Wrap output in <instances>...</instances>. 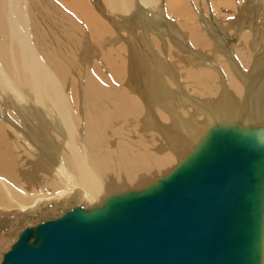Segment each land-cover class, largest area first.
Masks as SVG:
<instances>
[{
	"label": "bare ground",
	"instance_id": "1",
	"mask_svg": "<svg viewBox=\"0 0 264 264\" xmlns=\"http://www.w3.org/2000/svg\"><path fill=\"white\" fill-rule=\"evenodd\" d=\"M52 1L0 0V264H22L27 229L6 245L25 215L61 205L84 216L64 227L76 238L34 264H122L140 250L138 213L109 199L183 166L188 181L229 175L264 148V0H210L221 30L196 11L206 0H94L108 21L88 0H57L58 16ZM94 40L82 99L73 73ZM261 200L264 264V185Z\"/></svg>",
	"mask_w": 264,
	"mask_h": 264
},
{
	"label": "water",
	"instance_id": "2",
	"mask_svg": "<svg viewBox=\"0 0 264 264\" xmlns=\"http://www.w3.org/2000/svg\"><path fill=\"white\" fill-rule=\"evenodd\" d=\"M251 161H244L240 165L242 168H235L229 175L221 172L215 175V171L205 168L201 171L204 179L199 181L197 178L188 181L185 174L188 167H179L147 190L109 199L108 204L125 202L128 206L125 209L130 213L137 212L140 225L138 236L141 240L136 237L133 240L139 246V252H117L118 262L260 264L264 148ZM195 173L200 172L195 169ZM181 180H184L183 186ZM174 185L181 186L180 190L186 192L185 198ZM168 192L172 194L166 205L153 204L156 196ZM144 202L149 205L144 206ZM76 217H84L78 208L55 223L33 231L27 229L22 242V264H34L49 254L53 255L62 248L63 235L75 239L73 234H64L63 230ZM77 227L71 226L70 231L76 232ZM31 232L34 239L28 242Z\"/></svg>",
	"mask_w": 264,
	"mask_h": 264
},
{
	"label": "rangeland",
	"instance_id": "3",
	"mask_svg": "<svg viewBox=\"0 0 264 264\" xmlns=\"http://www.w3.org/2000/svg\"><path fill=\"white\" fill-rule=\"evenodd\" d=\"M91 4H92V6H93V8H94V10L96 11V13L102 18V20L105 18V21H108V20H106V13L104 14L103 13V9L102 8H99V5H98V3L96 2V1H94V0H88ZM52 2H54V4L53 5H51V6H48V8L55 14V15H57L58 16V13H57V11H56V9H55V5L56 6H58L64 13L66 12V8L62 5V4H60L57 0H53ZM51 2V3H52ZM204 4H205V8L206 9H204L203 10V7H200V8H195L196 9V11L200 14V13H204V12H207L209 15L210 14H213V12H212V3L210 2V0H206L205 2H204ZM210 5V6H209ZM207 6V7H206ZM208 6L210 7V9L208 8ZM200 11H199V10ZM203 10V11H202ZM69 14H71L70 12H69ZM206 16H207V14L206 13H204ZM171 16V15H170ZM214 16V15H213ZM212 15H210V20H213V21H211V23H212V25H213V27L216 29V28H218V30H221V28L220 27H223L224 28V26H220L221 25V21H217L216 19H214V17H213ZM108 17V16H107ZM173 20H175V19H177L176 17H171ZM104 21V20H103ZM217 22V23H216ZM218 26V27H217ZM222 28V29H223ZM228 31V33L230 34V30H229V28L227 29ZM114 38V37H113ZM95 41H96V43H95ZM234 43L236 42V39H233L232 40ZM116 43V42H115ZM115 43H113V44H115ZM99 44V41L98 40H94L93 41V45H94V48H95V50H93L94 48H92V50L89 52V55H88V60H89V62H85L82 66H80V68L78 69V71H76V73L78 72V74H76V73H73V78H74V85H76V89H77V96H78V98H81L82 97V99H83V96H85V95H83V94H85V84H84V82L87 80V78H88V76H86V75H89V73L90 72H92V69H94V66H95V62H99L100 60H101V58L103 57V47H102V50H101V46L100 45H102V43H100V45H98ZM214 47V46H213ZM100 48V49H99ZM96 50H98V51H96ZM203 51H205V52H207L208 54H212L210 51H207V50H203ZM93 52V53H92ZM95 52L97 53L96 55H95ZM102 55V56H101ZM100 58V59H99ZM98 59V61H95V60H97ZM172 63H174V62H172ZM70 66H72V64H70ZM89 67V68H88ZM85 68V69H84ZM87 68V69H86ZM82 70V71H81ZM142 70V69H141ZM88 71V72H87ZM138 71V70H137ZM139 72V71H138ZM79 73H81V74H79ZM81 75V76H80ZM137 75H140L139 73L137 74ZM85 76V77H84ZM129 77H130V75H129ZM82 78H84V79H82ZM139 78H140V76H137V79L139 80ZM136 79V78H135ZM80 82H79V81ZM103 85H108V83L107 82H103V80H101L100 81ZM76 83V84H75ZM84 84V85H83ZM80 93V94H79ZM62 206V205H61ZM58 206L56 209H55V211H48V212H46V213H40V214H37V215H39V216H37L36 214L34 215V216H30V215H32V214H28V215H25L24 217H27L28 216V218H27V222L26 223H32V224H30V225H27V224H25L26 226H24V224L22 223H20V224H18L19 226L17 227V228H15L16 230H15V233L11 236V242L10 241H8V243H7V245H6V247H7V249L6 250H8L7 252L9 253L10 251H12L13 250V248L14 247H12V246H15V244H16V242L19 240V237L21 236V234L24 232V230H26V229H35V228H37V227H39V226H41V225H43L44 223H46V222H48V221H51V220H57V219H59L61 216H63L66 212H69V211H72V210H74L75 208H78L79 206ZM73 207V208H72ZM39 213V212H38ZM34 217V218H33ZM35 222V223H34ZM28 223V224H29ZM37 224V225H36ZM21 225V226H20ZM3 233H5V232H3ZM34 234H32L31 235V237H30V239H29V242H31L33 239H34ZM37 243V241L35 242V244ZM13 244V245H12ZM0 251H2V250H0ZM6 252V253H7ZM3 253H5V252H3ZM5 253V254H6ZM7 253V254H8ZM7 254H6V256H7Z\"/></svg>",
	"mask_w": 264,
	"mask_h": 264
}]
</instances>
